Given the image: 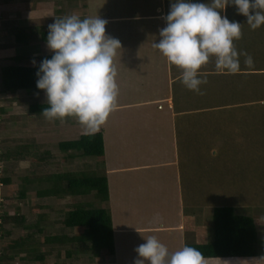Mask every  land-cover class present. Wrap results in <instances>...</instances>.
I'll return each mask as SVG.
<instances>
[{
  "label": "rangeland",
  "instance_id": "obj_1",
  "mask_svg": "<svg viewBox=\"0 0 264 264\" xmlns=\"http://www.w3.org/2000/svg\"><path fill=\"white\" fill-rule=\"evenodd\" d=\"M174 2L175 0H0V69L9 65L33 66L37 57L54 55L47 48V42L40 40L39 35L56 18L75 14L81 19L97 15L107 20L106 35L121 42V50L117 51L114 58L117 75L123 74L124 67L130 71L131 76L150 73V80L147 76L139 77L135 83L139 86L141 81H146L153 100L172 94L175 104L183 106L185 111L196 107L200 109L195 114L186 112V116L176 125L179 165L175 169L181 174L180 193L184 201V218H180L179 208L176 209L174 204L164 200L163 190L157 187L160 200L155 210L157 208L161 215L166 216L162 224L177 226L179 222L184 223L188 242H208L211 240L212 210L216 207H232L238 215L254 219L255 249L258 254L264 253V24L252 30L247 25L246 17L238 14L234 5L226 7L221 15L230 22L242 25V37L234 41V46L238 52H247L252 57L253 64L251 67L247 66L244 63L245 57L240 55V71L231 74L226 70H218L215 66L216 58L212 57L199 70V78L206 79L207 83L201 84L200 92H196L182 83V69L170 65L163 54L153 47V43L159 42V32L166 27L165 17ZM189 2L211 4L212 0ZM3 20L5 21L2 22ZM18 32L21 38L16 41L14 35ZM252 68L260 71L254 72ZM219 71H222V75H217ZM221 86L224 90L219 88ZM137 96L139 95H135ZM34 103H47L46 93L33 94L22 90L15 93L0 92V107L3 109L0 112V155L11 148V151L22 154L8 162L0 159V215L6 213L13 216L19 213L25 217L21 225L9 222L1 226L0 255L11 256L14 250L9 245L29 232L22 226L35 223L42 213L43 231L36 234L35 241L39 244L31 252L32 256L38 252L46 253L44 262L47 264L76 259L87 262L91 252L84 245L72 242L61 247L58 244L50 246L45 243V236H74L85 232L84 228L72 230L63 226L61 220L68 208L77 202L85 204L86 208H102L105 203L96 199L93 194L39 199L34 187L27 189L23 199L18 194L23 189V177H32L31 172L38 171L36 168L39 169L38 175L52 172L99 175L103 172V157L65 156V153L59 151V141L74 140L90 132H86L74 117L72 120L75 122L70 125L58 119L49 121L43 115L31 116L27 108ZM25 119L28 120L27 128L30 133L22 131ZM40 122L46 130H43L45 136L44 132L41 135V147H47L50 155L43 156L44 160L39 165L33 161L38 147L31 140V131H35ZM57 125L63 127L57 128ZM48 127L53 132L48 131ZM20 159L24 162H20ZM4 176L10 178L7 185L1 182ZM155 182L161 184L157 179ZM167 182L171 184L170 179ZM5 231L9 233L4 234ZM177 232V227H165L160 231L163 234L160 236L153 231L142 233L138 243L144 244L149 236H155L169 252H173L176 241L175 244L171 242ZM65 249L73 251L71 259L66 257ZM24 255L19 253L13 259L0 258V264H41L23 257ZM110 259L109 256L102 258Z\"/></svg>",
  "mask_w": 264,
  "mask_h": 264
},
{
  "label": "clouds",
  "instance_id": "obj_2",
  "mask_svg": "<svg viewBox=\"0 0 264 264\" xmlns=\"http://www.w3.org/2000/svg\"><path fill=\"white\" fill-rule=\"evenodd\" d=\"M229 5L246 17L252 30L264 24V0H212L211 4L175 0L170 5L166 27L153 47L170 65L182 69V83L190 90L200 92V85L207 83L199 78V70L212 57L218 70L231 74L240 71V55L247 66L253 64L247 52H238L234 46L242 37V25L221 15ZM107 23L97 15L81 19L73 14L56 18L48 26L47 48L54 55L41 61L36 74V87L46 93L49 105L41 113L47 120L64 122L66 117H74L86 132L96 133L116 110L119 88L114 58L121 42L106 35ZM135 251L134 264H208L195 247L185 245L169 252L155 236H149ZM237 264H264V256L238 260Z\"/></svg>",
  "mask_w": 264,
  "mask_h": 264
},
{
  "label": "crops",
  "instance_id": "obj_3",
  "mask_svg": "<svg viewBox=\"0 0 264 264\" xmlns=\"http://www.w3.org/2000/svg\"><path fill=\"white\" fill-rule=\"evenodd\" d=\"M123 69L125 75L120 73L116 77L119 88L117 108L99 130L103 136L104 146L102 168L108 184V200L103 202L105 206L102 208H106L111 216L114 254L103 255L94 262L89 259L87 262L80 261L81 264H134L133 260L137 258L135 249L140 246L139 236L150 231L155 232L157 236L163 235L160 231L165 227H177L179 230L171 242L175 244L176 241L175 251L188 242L184 223L179 222L177 226L162 224L165 215H161L157 208L155 210L160 200L156 191L157 187L158 189L161 187L164 200L174 204L173 207L176 209L179 208L180 218H184V201L180 193L181 174L177 168L175 169L178 164L176 125L183 116H186V112L195 114L200 109L196 107L194 110L185 111L183 106L175 104L172 94L162 95L153 100L146 81H141L139 86L135 83L139 77L147 76L150 80L151 74L142 73V76L134 74L136 76L134 77L127 68ZM252 69L254 72L260 71ZM217 73L222 75V71ZM219 88L224 90L222 86ZM72 119L74 118L64 123L73 124L75 121ZM27 125L28 120L21 126L22 131L30 133ZM62 127L63 125H57V128ZM35 129L31 131L32 142L38 147V152L42 151V148L44 152L50 154L47 147H41V135L46 131L45 127L42 128L40 122ZM48 131L53 132L51 128ZM156 179L161 184H156ZM169 179L171 184L167 182ZM107 256L111 259L102 260ZM261 256H264V253L259 252L257 256L247 258L218 259L237 264L238 260ZM218 259L207 258V262L220 264Z\"/></svg>",
  "mask_w": 264,
  "mask_h": 264
},
{
  "label": "trees",
  "instance_id": "obj_4",
  "mask_svg": "<svg viewBox=\"0 0 264 264\" xmlns=\"http://www.w3.org/2000/svg\"><path fill=\"white\" fill-rule=\"evenodd\" d=\"M84 1V0H78ZM48 27L39 35L40 40L47 42ZM16 41L21 38L20 33L14 35ZM53 55H43L37 57V62L33 66H17L9 65L3 66L0 69V82L2 89L0 92L15 93L17 91H26L29 93H42L36 87L37 72L42 60L51 59ZM47 103H34L30 104L27 108L30 115H41L44 108L48 107ZM0 112L3 109L0 107ZM41 117V116H39ZM71 117H66L64 121H68ZM73 118V117H72ZM18 147V145H17ZM59 151L65 153L69 158L75 157H103L104 146L103 136L100 131L96 133L82 134L74 140L59 141ZM12 149V148H11ZM7 149L6 152L0 155L5 162L10 159H16L22 156L21 153ZM29 153V152H28ZM39 153V154H37ZM42 156H39V155ZM47 152L35 153L36 164L44 160L43 156H49ZM32 161V164L34 162ZM35 164V165H36ZM38 171L39 169L36 168ZM38 171H33L32 177H23V189L19 191L18 197L25 198L26 191L34 187L35 195L39 198H63L65 196H84L93 194L94 197L101 202L108 200V184L104 172L99 175H88L80 172H52L45 175H38ZM1 182L6 185L10 183L9 177L1 178ZM28 186V187H27ZM36 187V188H35ZM85 204L79 202L71 205L68 211L64 214L61 220L66 229L84 228L85 232L78 233L74 236L62 235H48L45 236V243L53 246L58 244L61 247L64 244H71L72 242L82 244L87 250L91 252L88 257L90 261L94 262L95 259L103 255L114 254L113 244V230L112 221L109 211L106 208H86ZM41 213L37 221L30 225L22 226L29 232L21 238L14 240L10 246L14 250L11 256L0 255V258L13 259L19 253H24L23 257L35 260L41 264L45 263L46 253L38 252L32 256L34 249L38 248V242L35 241L36 234L43 231L41 221L43 219ZM44 220V219H43ZM25 217L19 213L10 216L6 213L0 215V228L3 224L13 222L17 225L23 224ZM34 228L35 230H29ZM211 240L203 243H190L184 244L187 246L195 247L201 251L205 258H247L258 255L255 249L256 245V223L253 218L245 215H238L232 207H216L212 210L211 214ZM1 231V229H0ZM4 232V231H3ZM9 233L5 231L4 234ZM1 236V235H0ZM66 257H72V250L65 249ZM55 264H81L79 260Z\"/></svg>",
  "mask_w": 264,
  "mask_h": 264
}]
</instances>
